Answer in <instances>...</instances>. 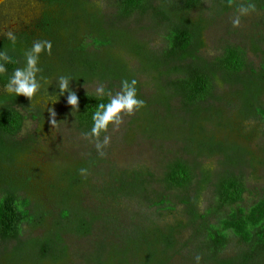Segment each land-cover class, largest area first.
Here are the masks:
<instances>
[{"label":"trees","instance_id":"trees-1","mask_svg":"<svg viewBox=\"0 0 264 264\" xmlns=\"http://www.w3.org/2000/svg\"><path fill=\"white\" fill-rule=\"evenodd\" d=\"M43 1L49 9L36 24L38 32H15V45L6 35L0 37V51H7L18 61L6 65L8 71L0 75V87L4 89L15 68L24 66V52L35 41H50L51 54L45 51L39 59V63L44 62L49 55V66L38 65L42 69L38 79L44 78L40 81L42 87L49 82L46 95L68 106L81 134L90 132L96 107L107 103L108 96L80 87L100 81L107 83L105 93L115 94L123 80L135 79L137 96L146 103L137 111V130L150 139L175 141L180 148L176 153L165 150L157 171L111 165L103 185L94 188L89 175L108 162L95 148L88 158L78 159L61 171L59 198L49 209L35 202L28 185L4 179L0 168V241L4 245L15 243L9 251L4 247L7 263L18 264L16 259L25 253L37 264L67 261L72 252L66 237H89L96 223H108L105 211L84 206L82 190L87 187L101 200L138 199L139 205L151 211L145 219H131L132 225H145L135 227L129 242L142 253V259L134 264H170L187 246L191 261L199 255L201 264L264 262V196L245 203V170L256 171L264 165V50L258 44L252 47L260 54L259 64L248 58L245 47L233 43L222 45L213 58L202 55L207 47L206 32L214 19L237 8L240 0H233L232 6L229 0H213L209 17L203 15L204 0H111L116 8L112 14L104 13L94 0ZM249 2L256 5V10L264 9V0L245 3ZM193 12L199 13L193 16ZM133 17L141 18L138 22L147 19L157 29L162 39L160 48L151 46L138 36V30L125 25ZM78 20L86 23L85 33L72 35L59 51L62 30ZM52 54L60 55L62 68L58 71L50 62ZM61 75L70 78V89L79 98V110L68 104V93L60 94ZM145 88H151L152 94L146 95ZM36 98L30 101L5 90L0 93V146L9 141L12 149H17L21 141L36 140L33 136L19 139L28 116L39 121V131L47 124L46 114L39 119L34 116ZM251 120L257 122L251 127L259 133H240V128L248 127ZM222 132L235 139L225 140L219 136ZM104 135L101 133V139ZM256 139H261L260 154L242 142ZM5 147L0 156L8 160L11 154ZM216 157L220 158L217 168L203 163V159ZM80 169H87V175H82ZM48 219L49 227L45 225ZM25 226L42 227L44 233L24 238ZM102 234L107 239L97 241L91 255L83 256L86 263L115 264L108 261L120 257L117 264H127L129 247L119 253L108 240L110 230ZM231 244L236 245L237 252L223 256Z\"/></svg>","mask_w":264,"mask_h":264},{"label":"rangeland","instance_id":"rangeland-1","mask_svg":"<svg viewBox=\"0 0 264 264\" xmlns=\"http://www.w3.org/2000/svg\"><path fill=\"white\" fill-rule=\"evenodd\" d=\"M94 1L98 3L99 7H101L106 14H112L116 10L111 0ZM240 2L245 3L247 0H240ZM212 6L213 0H204V17L212 15ZM48 9V5L45 4L43 0H0V37L6 35L9 30L14 33L25 30L38 32L36 24L43 13ZM236 9L237 8L232 9L224 14H218L214 19L206 32L205 38L207 47L202 51V55L207 58H213L218 54L222 45L233 43L245 47L247 49L248 58L255 62V64H259L261 61L260 54H256L252 47L258 44L261 49L264 50V9H258L248 15L241 16L240 26L233 27L231 19L237 14ZM198 13L199 12H193V16L198 15ZM68 17H72V15L69 14ZM140 19L141 18L133 17L126 21L125 25L132 30H138V36L142 40L149 41L151 46L160 48L162 46L160 33L157 32V29L151 27L147 19L138 22ZM86 28V23L82 20H78L71 27L63 29L61 32L63 44L59 48V51L63 50V48L68 45V40L71 39L72 35L80 37L81 34L85 33ZM114 52L117 51L114 49ZM51 57L50 62L57 67V71L60 70L62 68L59 63L60 55L52 54ZM41 63H46L49 66V55H46L45 61L43 62V60H41L38 65ZM135 63V61L132 62L133 65H135ZM142 81H144V78H142ZM47 84L49 86L48 82L43 85L42 91L40 89L38 92L33 110L34 116L38 119L39 117L43 118L46 114V126L42 131H39V121L31 115L28 116L19 139L33 136L36 140L30 142L21 141L17 149H12L13 145L11 142L6 141L0 146V150L6 145L4 150L7 149L11 157L5 160L0 156V168L4 179L12 183H17V185H28L29 189L34 193L35 202L49 209V207L52 208V206L57 203L59 198L58 190L61 183V171L65 170V168L78 159L88 158L96 148V140L92 139L90 136L81 134L76 129L73 118L69 113L68 106L65 104L60 105L58 102L53 103L54 100L46 95L45 91ZM101 87L105 90L107 83L93 81L80 88L86 92L97 93V89ZM3 90L4 89L0 87V93ZM118 91H120L119 88H117L116 92ZM144 92L146 95H151L153 91L151 88H145ZM48 109H54L56 113L55 119L58 123L56 127L52 126V116ZM227 115L230 116L231 112L228 111ZM134 118L135 123L133 122ZM137 119H139V115L136 112L135 115L124 116L123 123L118 127H109L106 135L110 137V143L103 149L105 152V159H107L108 162L100 164L94 169V173L89 175L91 177V187L93 186L96 188L97 186L99 188L103 185L106 177L105 175L108 174L111 165L116 164L121 168L148 167L153 171H157L162 160V155L165 154V150L170 149L172 153L179 151L180 147L175 141L155 140L142 135V132L138 131L136 127ZM256 123L257 122H254V120L247 122L249 126L240 128V133H259L258 130H254L251 127ZM172 134L177 135L178 133ZM219 136L225 140L226 138L235 139L227 132H222ZM242 142L250 149L252 148L255 153H261V139L250 142L243 140ZM12 158L13 161L11 162L10 159ZM219 161L220 158L218 157L203 159L205 165L214 166L215 168L219 166ZM245 176L248 186V192L245 195V203L249 204L259 197L264 196V165H261L256 171H254L253 168H247L245 170ZM82 193L84 195V206L94 211H105L104 215L109 216V222L104 223L105 221H99L96 223L94 232L89 237L78 238L72 235L66 237L72 252L69 260L58 263L49 261V263L43 262L41 264H89L86 263L87 259L84 260L83 256L91 255L89 253L93 251L95 243L100 239L106 238L105 234L102 233L108 229L110 230L109 235L111 238L108 240L112 242L115 251L120 253L129 247V253L127 254L129 262L127 264L139 262L142 259V253L130 247L129 242L134 238L133 231L135 227L138 226V228H143L145 225L141 223L132 225L131 219L134 218L137 221L145 219L151 211L139 205L138 199L123 198L119 201L113 199L101 200L93 193L92 188L88 187L83 188ZM205 201H207L206 198ZM205 203L202 205L205 206ZM168 220L172 221V216H169ZM50 224L51 220H46L45 225L49 227ZM43 233L44 229L42 227L34 229L25 226L23 237H39ZM113 235L115 236L113 237ZM187 235L188 233L185 234V239H187ZM4 247H7L9 251L14 247V242L4 245L0 241V264H8L7 257L3 256V252L5 251ZM237 249L235 244H231L223 253V256L234 255ZM189 250L188 246L183 248L181 254L176 255L170 264H196L195 261H191ZM29 258L30 257L25 253L23 257L16 259V263L37 264L32 263ZM119 261L120 257H116L108 262L117 264ZM257 264H264V262H259Z\"/></svg>","mask_w":264,"mask_h":264},{"label":"clouds","instance_id":"clouds-1","mask_svg":"<svg viewBox=\"0 0 264 264\" xmlns=\"http://www.w3.org/2000/svg\"><path fill=\"white\" fill-rule=\"evenodd\" d=\"M233 0H229V6H232ZM256 11L254 3H241L237 9V14L232 17L231 22L233 27H239L241 24V16L250 14ZM6 37L12 42L13 45L17 42L15 33L11 30L7 31ZM47 51L50 55L52 51V43L47 40H37L33 46L24 52L25 64L23 67H17L8 78L4 90L8 94L15 96H25L32 101L40 91L42 85V76L38 79V74L42 69L38 67L39 59L42 53ZM18 63L7 51H0V75L7 73L8 64ZM58 88L60 94L68 93L67 102L74 110H79V98L75 91L70 89V78L61 75L58 77ZM97 94L108 96L107 103H99L96 111L93 114V127L90 132L85 133V136L94 137L96 140V148L101 157L105 155L103 149L110 143V137L107 135L101 139V133H107L110 126L118 127L123 123L124 116L135 115L137 111L146 107L145 101L139 99L137 96V81L125 79L121 82L120 91L112 94L111 92L105 93L103 87L97 89ZM57 101H54L55 103ZM52 116V126L56 127L58 124L55 117L54 109H48ZM82 175H87V169H80ZM196 264H199L201 257L197 255L195 258Z\"/></svg>","mask_w":264,"mask_h":264},{"label":"flooded vegetation","instance_id":"flooded-vegetation-1","mask_svg":"<svg viewBox=\"0 0 264 264\" xmlns=\"http://www.w3.org/2000/svg\"><path fill=\"white\" fill-rule=\"evenodd\" d=\"M15 244V243H14Z\"/></svg>","mask_w":264,"mask_h":264}]
</instances>
